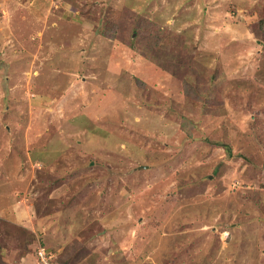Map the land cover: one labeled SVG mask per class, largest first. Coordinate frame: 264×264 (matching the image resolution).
Listing matches in <instances>:
<instances>
[{"label": "rangeland", "instance_id": "obj_1", "mask_svg": "<svg viewBox=\"0 0 264 264\" xmlns=\"http://www.w3.org/2000/svg\"><path fill=\"white\" fill-rule=\"evenodd\" d=\"M263 20L0 0V264H264Z\"/></svg>", "mask_w": 264, "mask_h": 264}, {"label": "built area", "instance_id": "obj_2", "mask_svg": "<svg viewBox=\"0 0 264 264\" xmlns=\"http://www.w3.org/2000/svg\"><path fill=\"white\" fill-rule=\"evenodd\" d=\"M50 253L47 252V250L45 248H40L38 249V255L39 256V260L41 261V264H49V260H50Z\"/></svg>", "mask_w": 264, "mask_h": 264}, {"label": "trees", "instance_id": "obj_3", "mask_svg": "<svg viewBox=\"0 0 264 264\" xmlns=\"http://www.w3.org/2000/svg\"><path fill=\"white\" fill-rule=\"evenodd\" d=\"M114 26H112L110 29L114 30L116 28L115 23H113ZM259 28L261 29V31H264V20L260 21L258 24ZM47 252L50 253L51 251L49 249H47Z\"/></svg>", "mask_w": 264, "mask_h": 264}, {"label": "crops", "instance_id": "obj_4", "mask_svg": "<svg viewBox=\"0 0 264 264\" xmlns=\"http://www.w3.org/2000/svg\"><path fill=\"white\" fill-rule=\"evenodd\" d=\"M9 217H10V216H9ZM11 219H12V218H11ZM9 222H10V221H9ZM13 223H15V222L12 220V224H13ZM49 250H50V249H49ZM20 261H21V259H20ZM17 264H21V263H17Z\"/></svg>", "mask_w": 264, "mask_h": 264}]
</instances>
